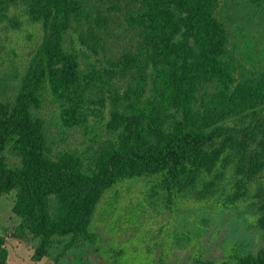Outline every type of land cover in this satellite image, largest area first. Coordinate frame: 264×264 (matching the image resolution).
Returning a JSON list of instances; mask_svg holds the SVG:
<instances>
[{
  "label": "rangeland",
  "instance_id": "374dc122",
  "mask_svg": "<svg viewBox=\"0 0 264 264\" xmlns=\"http://www.w3.org/2000/svg\"><path fill=\"white\" fill-rule=\"evenodd\" d=\"M41 1L0 0V104L11 113L21 93L33 94L25 108L41 122L40 161L66 180H95L111 155L153 153L171 117L211 140L175 168L115 171L91 200L84 239L55 193L33 209L43 232L18 231L13 186L0 194V264H264V0H212L224 34L212 73L167 3L170 24L157 33L148 0H66L58 42L71 80L45 61L53 9L34 15ZM190 65L184 119L178 101ZM22 162L10 145L0 149V173L16 174Z\"/></svg>",
  "mask_w": 264,
  "mask_h": 264
},
{
  "label": "trees",
  "instance_id": "16d2710c",
  "mask_svg": "<svg viewBox=\"0 0 264 264\" xmlns=\"http://www.w3.org/2000/svg\"><path fill=\"white\" fill-rule=\"evenodd\" d=\"M148 1L154 12L150 17V25L157 33L167 30L171 20L172 14L161 9L164 3L171 7L170 11L177 20L180 18L187 20L188 28L193 31L194 50L199 56L198 59L212 73L214 69L208 63L212 62L213 50L224 42L220 25L208 12L212 0ZM52 9V35L44 49V58L49 66L60 65L62 78L71 80L73 76L71 60L61 51L58 42V37L67 24L69 10L66 0H43L34 11V15L44 14V17L48 18ZM161 66H166L162 59ZM195 69L190 65L182 80L178 103L182 107L184 119L187 118L189 110ZM166 73L160 74L159 94L163 101L164 96L168 97L170 92V82ZM32 96L29 91L21 93L11 113L4 104H0V149L10 145L12 153L23 157L22 168L18 173H0V194L17 186L14 203V212L20 220L17 230L34 236L40 235L44 227L33 209L46 196L55 193L63 203H66L68 215L74 217V233L82 239L90 237L85 234V224L91 200L113 181L115 171L119 173L125 169L140 168L156 173L168 164L175 168L196 157L203 144L211 140L209 135L192 130L183 121L171 117V127L163 133L160 143L150 155L126 149L111 155L107 163L101 165V173L95 180L87 181L81 178L75 181L66 180L52 165L40 161L41 142L38 132L41 122L39 120L30 122L25 108L26 102H33ZM257 98L264 100V91L259 92ZM41 254L42 252L39 256ZM4 255L0 239V257L3 259ZM260 262L261 258H258L257 263Z\"/></svg>",
  "mask_w": 264,
  "mask_h": 264
}]
</instances>
